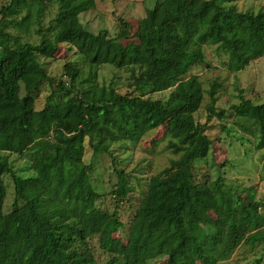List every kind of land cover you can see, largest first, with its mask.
<instances>
[{
    "label": "trees",
    "instance_id": "obj_1",
    "mask_svg": "<svg viewBox=\"0 0 264 264\" xmlns=\"http://www.w3.org/2000/svg\"><path fill=\"white\" fill-rule=\"evenodd\" d=\"M55 1L54 34L36 44L23 36L35 26L41 33L46 0H11L0 10V264H103L92 240L110 257L105 264H161L165 258L166 264H218L233 256L244 235V244L262 245L264 252V203L250 189L243 197L221 176L193 177L195 162H205L212 149L206 126L224 112L216 108L221 84L215 81L207 122L197 121L204 90L198 76L183 78L204 63L207 45L227 57L232 73L264 57V11L237 7L262 0H157L139 22L136 45L123 44L120 31L110 37L105 28L93 32L82 23L95 0ZM62 45L76 50L83 65L67 63V79L57 81L41 58L54 59ZM104 66L125 73L124 93L100 82ZM43 84L53 86L50 104L36 110ZM168 90L165 101L153 97ZM232 109L239 140L254 134L263 149L264 103L242 97ZM167 122L168 146L180 156L150 179L124 234L119 208L130 181L118 170L115 209L98 206L103 195L94 186V163L85 161V142L94 157H113L115 145L139 142ZM9 155L28 157L32 173L19 174ZM6 174L15 188L9 213ZM28 180L37 186L34 194L24 192Z\"/></svg>",
    "mask_w": 264,
    "mask_h": 264
},
{
    "label": "rangeland",
    "instance_id": "obj_2",
    "mask_svg": "<svg viewBox=\"0 0 264 264\" xmlns=\"http://www.w3.org/2000/svg\"><path fill=\"white\" fill-rule=\"evenodd\" d=\"M195 1V0H194ZM198 1V0H196ZM11 0H0V10L8 6ZM157 0H95L96 8L81 15L82 23L91 31L99 32L102 28L108 31L110 37L118 35L119 31L124 33L123 44L136 45L139 40L135 37L139 22L145 17L146 10L153 8ZM45 12L41 33H37L35 26L29 34L23 36L24 41L39 43L42 35L44 38L54 34L53 27L55 19L59 15V5L55 0H46ZM237 7L243 12L258 13L264 11V0L238 2ZM1 19V14H0ZM126 22L123 27L122 21ZM126 29V30H125ZM125 30V31H123ZM15 34V30H11ZM205 61L201 65H195L189 73L183 77L198 76L203 90L204 100L201 108L196 114V119L202 124L207 122L210 113L207 106L211 99L208 94L213 82L221 84L218 93L216 108L224 112V117L213 116L206 126V134L213 142L209 157L205 162L197 161L193 168V177L198 182L214 180L221 176L231 186H239L243 191V197L250 194L264 203V148L257 147L256 136L251 133H243V141L238 136L239 129L235 124L234 105L239 104L241 98L250 100L255 104L264 103V57L249 63L242 71L232 73L227 68V57L217 46L207 45L204 47ZM48 74L55 80H66L64 67L67 63L76 62L83 65V59L76 55V50H69L62 45L54 59H42ZM125 73L110 66L100 68L99 80L103 84L118 86L121 93L126 91L122 79ZM53 91V86L43 84L37 96L35 108L43 109L49 103L48 98ZM171 91L155 94V99L167 100ZM166 123L160 128L150 131L139 142L119 143L113 147L114 156L100 155L94 157L88 142H85L86 163H94L93 174L94 186L103 195L98 201V206L106 208L110 212L115 209V198L112 191L118 182V170H124L130 181L131 192L119 208V217L124 224V234L130 227L136 214L138 206L148 189L150 179L169 168L171 161L178 159L176 154L169 148L170 136ZM252 129V128H250ZM255 131V128H253ZM10 161L19 174L24 177L30 175L31 161L28 157L9 155ZM7 189V198L4 204V212L9 213L15 201L14 182L10 175L3 176ZM37 186L28 180L24 184V192L35 193ZM119 237L122 238L121 233ZM239 248L230 259L218 264H264V252L262 245H246L242 236ZM92 250L97 260L103 264L110 257L103 254L98 247L97 240L90 241ZM160 264V263H159ZM166 264V258L161 260Z\"/></svg>",
    "mask_w": 264,
    "mask_h": 264
}]
</instances>
